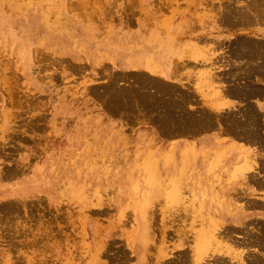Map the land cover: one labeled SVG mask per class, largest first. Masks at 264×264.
<instances>
[{
	"label": "rangeland",
	"instance_id": "1",
	"mask_svg": "<svg viewBox=\"0 0 264 264\" xmlns=\"http://www.w3.org/2000/svg\"><path fill=\"white\" fill-rule=\"evenodd\" d=\"M197 1L211 15L260 0ZM190 3L0 0V264L256 262L247 243L233 240L248 241L247 230L208 224L202 198L169 179L179 154L161 128L175 121L168 29ZM138 54L143 64L121 63ZM176 56L183 70L191 54ZM193 56L205 72L197 71L204 99L215 97L216 54ZM163 224L167 231L156 232Z\"/></svg>",
	"mask_w": 264,
	"mask_h": 264
},
{
	"label": "crops",
	"instance_id": "2",
	"mask_svg": "<svg viewBox=\"0 0 264 264\" xmlns=\"http://www.w3.org/2000/svg\"><path fill=\"white\" fill-rule=\"evenodd\" d=\"M204 5L191 0L168 29L169 49L174 54L167 65L168 91L174 89L172 98L168 92L169 109L174 108L172 115L176 114L177 121L191 119L175 125V133L168 134V148L177 149L179 154L169 169V179L180 176L190 186L186 194L202 198L204 204L198 208L207 223L218 222L226 230H247L243 232L250 241L233 240L247 243L254 260L264 264V3L259 2L249 12L233 5L231 17L227 12H216L217 8L208 15ZM208 52L216 54L220 88L214 98L205 100L197 73L203 70L202 61H193L192 57ZM177 53L191 54L183 70ZM135 63L143 62L136 59ZM177 102H182L183 108ZM189 143L197 154L185 160L182 154ZM219 153L225 157V165L222 170H214ZM249 166L251 170L245 171Z\"/></svg>",
	"mask_w": 264,
	"mask_h": 264
},
{
	"label": "bare ground",
	"instance_id": "3",
	"mask_svg": "<svg viewBox=\"0 0 264 264\" xmlns=\"http://www.w3.org/2000/svg\"><path fill=\"white\" fill-rule=\"evenodd\" d=\"M249 1H250V0H249ZM249 1H248L247 3H249ZM251 1H252V0H251ZM255 1H256V0H255ZM261 1H262V0H260L259 2H260V3H264V0H263L262 2H261ZM253 2H254V1H253ZM254 3H255V2H254ZM254 3H253V4H254ZM253 4L251 3V5H250L251 8H250L249 6H248L249 8H248L247 6H246V8H242L243 6L240 8L239 6H236L235 2H234V3L232 2L231 5H232V6L235 5L234 7H239L240 10H241V12H242L243 9H244L245 11H246V10H247V11H248V10H249V11H250V10H251V11L254 10V9L252 8V5H253ZM248 5H249V4H248ZM261 5H263V4H261ZM227 7H228V6H227ZM229 7H231V6L229 5ZM234 7H233V8H234ZM233 8L231 7V10H230V11H229V9L227 8L228 11H229V12L227 11V15H228L229 17H231V16H230V15H231L230 13H232L231 11H232ZM237 9H238V8H237ZM238 11H239V9H238ZM238 11H236V12H238ZM249 11H248V12H249ZM221 12H222V11H220V13H221ZM224 12H225V11H223L222 14H226V13H224ZM243 12H244V11H243ZM238 13H240V12H238ZM229 14H230V15H229ZM241 14H242V16L244 15L243 13H241ZM241 14H240V15H241ZM245 14H246V12H245ZM242 16H241V18H242ZM229 17H227V21L230 22V18H229ZM170 19H171V18H170ZM168 22H169V21H167L166 23H168ZM167 25H168V24H167ZM167 44H168V59H170V57L172 56V52H171L170 49H169V45H170V41H169V39H168V43H167ZM171 47H172V46H171ZM166 48H167V47H166ZM171 50H172V48H171ZM173 50H174V49H173ZM173 50H172V51H173ZM162 51H163V50H162ZM164 53H165V52H164ZM136 59H139L140 61H142V62L144 63V58H142L141 56H139V54L136 56L135 60L130 59V58H129V59L125 58L124 60L121 61V63H122V64H125V66L131 65V67H133L134 65H137V63H135ZM143 63H138V65H141V64H143ZM166 67H167V66H166ZM156 68H157V67H156ZM200 72H202V71H200ZM202 73H205V72H202ZM165 74H166V76L168 77V72H165ZM215 75H216V74H215ZM215 75H213V76L216 77ZM204 76H205V74H204ZM210 76H211V75H210ZM213 76H212V77H213ZM201 77H202V76H200V78H201ZM204 78H205V77H204ZM204 78H203V79H204ZM153 79H154V78H153ZM155 79H156V78H155ZM155 79L152 80V83H151L152 86L155 85L156 82L158 83V79H160V77H159L158 79H156L157 81H156ZM162 80H163V79L161 78V81H162ZM217 80H218V79H217ZM155 81H156V82H155ZM162 83H165V82L162 81V82L160 83L159 86H161ZM166 83H167V84H166V85H167V91H166V92L168 93V92L170 91V90L168 91V84H169V82H166ZM163 85H164V84H163ZM169 85H170V84H169ZM157 87H158V86H157ZM164 87H165V86H164ZM173 87H174V86H173ZM170 88L173 89L171 86H170ZM158 90H160V92H163V90L161 91V87L158 88ZM173 90H174V89H173ZM173 90L170 91V92L172 93V95L170 94L171 96L168 94V96H170L171 98H172V96H173V94H174V93H173V92H174ZM170 92H169V93H170ZM158 93H159V92H157V94H158ZM167 93H165V94H167ZM162 96H163V95H162ZM179 96H180V95H179ZM159 97H160V96H159ZM171 98H170V99H171ZM175 98H176V97H175ZM213 98H214V97H213ZM180 99H181V98H180ZM180 99H178V100H180ZM183 99H184V98H183ZM183 99H181V100H183ZM170 101H171V100H170ZM173 101H174V97H173L172 102H173ZM183 101H185V100H183ZM183 101H182V102H183ZM156 102H157V101H156ZM182 102H181V103H178V102H177V104H179V105L181 104V105H182L181 107L183 108V103H182ZM174 103L176 104V100H175ZM186 104H187V102L185 101V104H184V105H186ZM171 105H172V104H171ZM179 105H177V106H179ZM172 106H173V105H172ZM174 106L176 107V105H174ZM178 108H179V107H178ZM178 108H177V111L179 110ZM182 108H181V109H182ZM184 108L186 109L187 107L185 106ZM167 109H168V108H167ZM173 109H174V108H173ZM173 109L170 107V109H168V110H170V112H171ZM181 109H180V110H181ZM185 109H184V110H185ZM184 110H183V111H184ZM186 110H187V109H186ZM183 111H182V113H184ZM175 113H176V112H175ZM175 113H174V114H175ZM180 113H181V112H180ZM170 115H171V114H170ZM170 115H169L167 118H170V117L172 116V115H171V116H170ZM177 115H178V113H177ZM180 115H181V114H180ZM175 116H176V114H175ZM175 116L173 115L172 117H175ZM181 116H182V115H181ZM175 118H176V117H175ZM175 118H174V119H175ZM177 118H178V117H177ZM191 118H192V117H191ZM185 119H186V120L188 119V121L191 120V119H189V118H185ZM185 119H184V118H181V121H177V120L175 119L176 121L173 122V121H172L173 119L170 118V120H169L170 122H168V124H166V125H165V124H164V125L161 124V125H163L162 127H161L160 124H159V126H160L163 130H162L160 127L158 128V124H157V128L160 129V131L162 130V131H164V132H166L167 134L170 135L171 133H173V131H174L173 129L175 128V125L177 126V125L180 124L181 122L185 121ZM171 121H172V122H171ZM159 123H160V122H159ZM205 124H206V123H205ZM205 124H203V125H205ZM208 124H209V122H208ZM162 131H161V132H162ZM175 131H178V130L175 129ZM174 133H175V132H174ZM174 133H173V134H174ZM171 135H172V134H171ZM175 144H176V143H175ZM175 144H174V145H175ZM188 146H190V143L188 144ZM174 148H175V147H174ZM188 149H191V148L189 147ZM180 152H181V151H180ZM194 153H196V152H192V155H193ZM196 154H197V153H196ZM221 155H222V153H219V157H220ZM183 157L185 158V160H186V158H187V159H190V156H189V154L187 153V151H184V152H183ZM173 160H174V159H173ZM191 160H192V159H191ZM189 161H190V160H189ZM190 162H191V161H190ZM177 167H178V166H177ZM181 171H182V170H181ZM182 173H183V172H182ZM42 175H46V173H45V172H42ZM182 175H183V174H182ZM151 176H152V175H151ZM153 176H154V174H153ZM184 176H185V175H184ZM179 177H180V176H179ZM38 178H43V177H38ZM170 178H171V176H170ZM175 178H176V177H175ZM177 178H178V177H177ZM151 179H152V178H151ZM153 179L157 180V178H153ZM153 179H152V180H153ZM159 179H160V178H159ZM174 180H176V179H174ZM177 180H178V179H177ZM159 181H160V180H159ZM185 181H186V180H185ZM160 182H161V181H160ZM161 183H162V182H161ZM161 183H160V185H161ZM169 183H170V182H169ZM186 183H187V182H186ZM156 184H157V183H156ZM188 185H189V184H188ZM197 185H198V184H197ZM198 186H199V185H198ZM200 186H201V184H200ZM135 187H136V186H135ZM153 187H154V186H153ZM186 187H188V186H186ZM172 188H173V187H172ZM172 188H171V190H172ZM46 189L49 190L48 193H49V195H50V192H51L52 190H51L50 188L45 187V190H46ZM152 189H153V188H152ZM50 190H51V191H50ZM186 190H188V189H186ZM148 191H149V190H148ZM148 191H147V192H148ZM189 193H190V192H189ZM50 196H51V195H50ZM192 196H193V195H192ZM148 198H149V197H148ZM204 198H205V197H204ZM189 199H190V198H189ZM149 201H150V199H149ZM146 202H147V200H146ZM168 202H169V201H168ZM186 202H188V201H186ZM145 204H146V203H145ZM192 204H193V203H191L190 206H191ZM196 206H197V205H196ZM142 208H143V207H142ZM188 209H189V208H188ZM162 210H163V209H162ZM162 210H161V211H162ZM164 210H165V209H164ZM194 212H195V211H194ZM153 213H154V212H153ZM157 213H160V212H157ZM162 213H164V212L162 211ZM203 213H204V212H203ZM203 213H202V214H203ZM138 215H139V213H138ZM159 215H160V214H159ZM161 215H162V214H161ZM185 215H186V214H185ZM202 217H203V216H202ZM160 218H161V216H160ZM196 218H197V217H196ZM161 219H162V218H161ZM159 221H160V219H159ZM214 222H215V221H214ZM160 223L162 224V223H164V222H162V220H161V222H159V224H160ZM210 223H211V222H210ZM212 223H213V221H212ZM212 223H211V225H212ZM217 223H218V222H217ZM153 224H154V223H153ZM156 224H158V223H156ZM164 224H165V223H164ZM164 224H163V228H160V229L158 228L159 231H156V232H161L160 230H162V229H164L163 231H165V228H167V227L164 228V226L166 225V224H165V225H164ZM208 224H209V223H208ZM158 226H160V225H158ZM161 226H162V225H161ZM195 226H196V225H195ZM203 226H204V224H203ZM141 227H142V226H141ZM197 227H198V226H197ZM153 228H154V227H153ZM209 228H210V227H209ZM191 229H192V228H191ZM163 231H162V232H163ZM166 231H167V230H166ZM166 231H165V232H166ZM165 232H164V235H165ZM168 233H169V232H168ZM168 233H167V234H168ZM157 234H159V233H157ZM160 234H161V233H160ZM251 234H252V233H251ZM162 235H163V233H162ZM159 236H161V235H159ZM248 236H250V235H248ZM161 237H162V236H161ZM166 237H167V236H166ZM217 237H218V236H217ZM251 237H253V236H251ZM255 237H257V236H255ZM163 238H164V236H163ZM163 238H162V239H163ZM206 238H208V240H207ZM209 238H211L210 235H205V240L200 239V242H201V243H207V242L210 240ZM160 239H161V238H160ZM158 240H159V239H158ZM257 240H259V239H257ZM205 241H206V242H205ZM249 241H250V240H249ZM254 241H255V240H254ZM254 241H253V242H254ZM247 242H248V241H247ZM181 243H182V242H181ZM254 243H255V242H254ZM182 245H183V244H182ZM137 246H139V245H137ZM144 246L146 247L145 244H142V245L139 246L140 251H144ZM250 254H252V252H251ZM253 254H254V253H253ZM158 255H159V254H158ZM250 256H252V255H250ZM142 257H143V256H141V258H142ZM153 257H154V256H153ZM156 257H157V256H156ZM253 257H254V256H253ZM141 258H140V259H141ZM173 258H174V257H173ZM173 258H172V260H173ZM177 258H178V257H177ZM179 258H180V257H179ZM154 259H156V258H154ZM157 259H158V257H157ZM159 259H160V258H159ZM181 259H182V257L180 258V260H181ZM254 259H255V258H254ZM254 259H253V260H254ZM182 260H184V259H182ZM253 260H252V262H253ZM257 260H258V259H257ZM257 260H256V262H257ZM259 260H260V259H259ZM167 261H169V260H167ZM175 261H176V259H175ZM175 261H169V263H167V264H186L185 262H175ZM184 261H186V260H184ZM254 261H255V260H254ZM162 262H163V261H162ZM202 262H203V261H202ZM256 262H255V263H256ZM258 262H260V261H258ZM154 263H156V261H155ZM164 263H165V261H164ZM164 263H162V264H164ZM203 263H204V262H203ZM188 264H189V263H188Z\"/></svg>",
	"mask_w": 264,
	"mask_h": 264
}]
</instances>
